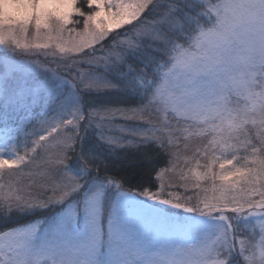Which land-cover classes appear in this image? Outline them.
<instances>
[{
	"label": "snow or ice",
	"instance_id": "snow-or-ice-1",
	"mask_svg": "<svg viewBox=\"0 0 264 264\" xmlns=\"http://www.w3.org/2000/svg\"><path fill=\"white\" fill-rule=\"evenodd\" d=\"M0 264H264V0H0Z\"/></svg>",
	"mask_w": 264,
	"mask_h": 264
}]
</instances>
